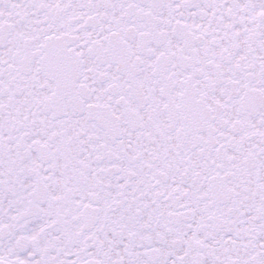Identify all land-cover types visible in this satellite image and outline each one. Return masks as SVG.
Masks as SVG:
<instances>
[{"label": "snow or ice", "instance_id": "obj_1", "mask_svg": "<svg viewBox=\"0 0 264 264\" xmlns=\"http://www.w3.org/2000/svg\"><path fill=\"white\" fill-rule=\"evenodd\" d=\"M0 264H264V0H0Z\"/></svg>", "mask_w": 264, "mask_h": 264}]
</instances>
